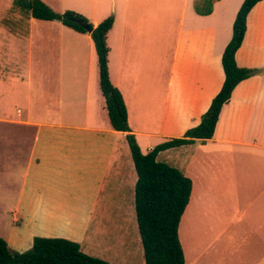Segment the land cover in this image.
I'll return each mask as SVG.
<instances>
[{"label": "crops", "instance_id": "obj_1", "mask_svg": "<svg viewBox=\"0 0 264 264\" xmlns=\"http://www.w3.org/2000/svg\"><path fill=\"white\" fill-rule=\"evenodd\" d=\"M43 1L94 25L114 16L110 79L144 153L201 123L223 86L222 56L244 2ZM13 5L0 0V236L19 252L36 237H60L112 264L142 260L138 174L127 132L111 124L91 33L20 7L18 17L1 15ZM236 61L256 71L223 106L213 138L157 155L193 182L179 225L186 264H264V0L248 14ZM113 217L122 234L136 229L135 250L122 234L98 244Z\"/></svg>", "mask_w": 264, "mask_h": 264}, {"label": "trees", "instance_id": "obj_2", "mask_svg": "<svg viewBox=\"0 0 264 264\" xmlns=\"http://www.w3.org/2000/svg\"><path fill=\"white\" fill-rule=\"evenodd\" d=\"M260 1L244 0L237 13L233 36L222 56L225 80L208 111L203 115L201 123L189 128L184 136L169 139L144 153L136 136L131 132L123 95L110 79L107 34L113 26L114 16L111 15L98 25H94L83 14L71 10L56 11L43 0H15L17 6L37 19L59 20L85 33L88 32L86 28L74 22L72 18L89 22L94 26L91 37L98 55L100 86L110 121L114 129L127 132V140L138 174L135 208L146 264H186L179 225L191 198L193 182L178 168L158 161L157 155L166 149L213 138L223 106L230 101L237 85L256 71L240 67L236 61V54L247 31L248 14ZM210 12L211 9L206 11ZM0 264L112 263L85 253L80 243L66 238L36 237L30 249L19 252L13 250L6 239L0 236Z\"/></svg>", "mask_w": 264, "mask_h": 264}, {"label": "rangeland", "instance_id": "obj_3", "mask_svg": "<svg viewBox=\"0 0 264 264\" xmlns=\"http://www.w3.org/2000/svg\"><path fill=\"white\" fill-rule=\"evenodd\" d=\"M1 15H4L5 17L7 18H13V17H18L20 15V8L19 6H15L13 5V7L11 9H4L2 12H1ZM1 128V127H0ZM2 143H1V140H0V155H1V152H2ZM16 147L14 146L13 148H11V146H9V149L10 150H13L15 149ZM117 212V211H116ZM109 219V220H108ZM105 218L103 220L105 226H103V228L107 231L105 235H102L101 238L99 239L98 241V244H102L103 243V246L106 245V242H103L104 240H109L110 238H112L113 236L116 237V236H119L121 235V228H120V224H121V221L119 218ZM98 220V218L95 217V221ZM136 231V229H132L130 232H126L124 231L125 233H123L122 235V244L124 246H127L128 248L130 249H136L137 247V241L135 242V234H133L134 232ZM137 235H138V238L140 239V243L142 244L141 242V236H140V232L139 231H136V238H137ZM109 237V239H107ZM140 243H138V246H140V248L142 249V252L144 251L143 249V245H139ZM82 249V248H81ZM100 249V248H99ZM93 250V251H91ZM87 249L86 246L84 248V252L89 254V255H97L99 253L96 254V252H94V249ZM100 251V250H98ZM136 253V251H135ZM100 258H103L109 262H111L112 260L110 258H106L105 255L103 254H99ZM98 257V256H96ZM132 264H144V255L142 257V260H141V257H139V254L138 255H135L133 258H132Z\"/></svg>", "mask_w": 264, "mask_h": 264}, {"label": "water", "instance_id": "obj_4", "mask_svg": "<svg viewBox=\"0 0 264 264\" xmlns=\"http://www.w3.org/2000/svg\"><path fill=\"white\" fill-rule=\"evenodd\" d=\"M72 20H73L74 22H76V23H78V24L84 26V27L86 28V30H87L88 32H90V33H91V32L93 31V29H94L93 24H91V23H89V22H84V21H82V20H80V19H75V18H72Z\"/></svg>", "mask_w": 264, "mask_h": 264}]
</instances>
